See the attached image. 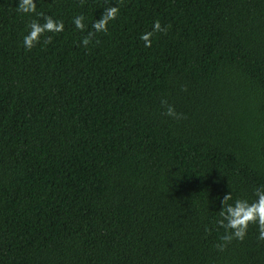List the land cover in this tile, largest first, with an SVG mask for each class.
Masks as SVG:
<instances>
[{
  "label": "trees",
  "instance_id": "trees-1",
  "mask_svg": "<svg viewBox=\"0 0 264 264\" xmlns=\"http://www.w3.org/2000/svg\"><path fill=\"white\" fill-rule=\"evenodd\" d=\"M18 2L0 0V264H264L255 223L218 247L224 194L264 184V0ZM41 12L64 30L25 49Z\"/></svg>",
  "mask_w": 264,
  "mask_h": 264
},
{
  "label": "clouds",
  "instance_id": "clouds-1",
  "mask_svg": "<svg viewBox=\"0 0 264 264\" xmlns=\"http://www.w3.org/2000/svg\"><path fill=\"white\" fill-rule=\"evenodd\" d=\"M17 10L20 13L35 12V0H20L17 4ZM118 12L119 8L116 4H111L104 8L100 18L92 22L88 35L84 36L80 43L87 46L93 32H106L108 22L114 20ZM36 15L43 17V23L35 19L28 21L26 25L27 34L23 35V46L28 50L41 42V37L45 32L59 33L64 30L63 21L59 18L54 20L52 16L45 15L42 12L36 13ZM73 24L77 29L83 30L85 28L84 16L81 14L73 17ZM157 31H164L158 20L153 22L150 32L140 35V39L144 41L145 47H150L151 41L149 37L152 33ZM47 40H51V37H48ZM166 114L177 118L180 115L176 113L170 105L167 108ZM254 196L255 199L251 202L248 199H232L230 192L224 194L222 197L220 208L222 219L218 221V223L225 230L224 235L221 237V240L225 243L218 245L221 250L225 244L230 242L233 238L238 240L244 239L250 223H255L257 226V238L264 240V184H260L254 189ZM228 200H232V202L225 204V201Z\"/></svg>",
  "mask_w": 264,
  "mask_h": 264
}]
</instances>
